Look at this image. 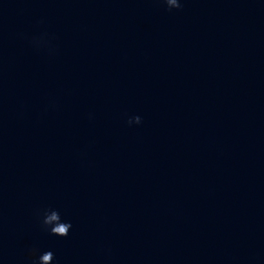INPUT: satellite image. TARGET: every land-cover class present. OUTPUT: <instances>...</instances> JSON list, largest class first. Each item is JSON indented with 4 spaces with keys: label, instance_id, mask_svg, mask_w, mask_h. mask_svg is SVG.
Listing matches in <instances>:
<instances>
[{
    "label": "water",
    "instance_id": "95a60500",
    "mask_svg": "<svg viewBox=\"0 0 264 264\" xmlns=\"http://www.w3.org/2000/svg\"><path fill=\"white\" fill-rule=\"evenodd\" d=\"M0 264H264V0H0Z\"/></svg>",
    "mask_w": 264,
    "mask_h": 264
},
{
    "label": "clouds",
    "instance_id": "9594fccd",
    "mask_svg": "<svg viewBox=\"0 0 264 264\" xmlns=\"http://www.w3.org/2000/svg\"><path fill=\"white\" fill-rule=\"evenodd\" d=\"M178 7H179V6H178ZM57 231L63 232L64 229L61 227V228L57 229Z\"/></svg>",
    "mask_w": 264,
    "mask_h": 264
}]
</instances>
